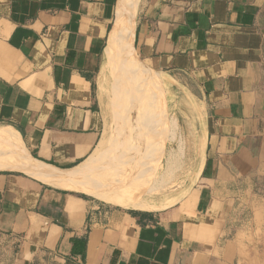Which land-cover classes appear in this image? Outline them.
<instances>
[{"label": "crops", "instance_id": "crops-1", "mask_svg": "<svg viewBox=\"0 0 264 264\" xmlns=\"http://www.w3.org/2000/svg\"><path fill=\"white\" fill-rule=\"evenodd\" d=\"M126 21L131 58L192 98L196 178L161 208L67 179ZM261 179L264 0H0V264H264Z\"/></svg>", "mask_w": 264, "mask_h": 264}, {"label": "rangeland", "instance_id": "rangeland-1", "mask_svg": "<svg viewBox=\"0 0 264 264\" xmlns=\"http://www.w3.org/2000/svg\"><path fill=\"white\" fill-rule=\"evenodd\" d=\"M117 46L118 41H115L113 52L105 57L104 62L102 58L98 84L103 126L95 149L100 142H103V149L99 154L94 150L87 160L85 177L88 180L95 178L97 167L109 168L105 163L115 153V167L120 172L124 170V174L134 176L132 173L139 161L145 175L156 171V186L175 187L179 200L196 178L192 131L195 118L189 104L192 98L172 81L173 86L154 84L151 79L168 80L166 77L170 75L149 68L136 54L137 61L147 70L132 58L124 62L116 51ZM170 166L176 168L173 175L170 174L172 179ZM256 188V192L264 197V179L257 181ZM166 205L162 203L157 208Z\"/></svg>", "mask_w": 264, "mask_h": 264}, {"label": "bare ground", "instance_id": "bare-ground-1", "mask_svg": "<svg viewBox=\"0 0 264 264\" xmlns=\"http://www.w3.org/2000/svg\"><path fill=\"white\" fill-rule=\"evenodd\" d=\"M117 25L118 24H116V26ZM116 40L118 41V46L116 48V51L120 55L121 59L127 63V61H129L131 57L133 56V52L131 48L132 47L131 46L132 45V23L131 22L126 21L123 24H120L119 27H117V29L114 30L111 36V39H110L109 46L107 47L105 51V57L108 56L109 53L111 52L112 44ZM151 81L154 84L157 83V84H160L161 86L171 85L170 82L165 79L163 80L160 78L159 79L153 78L151 79ZM102 149H103V142H100L97 147V150L96 149L95 150L98 151L97 153L99 154ZM116 155L117 154L113 153L111 154L110 159L107 158V162L105 163V165L106 166L108 165L109 168H107L106 170L104 168L100 169L97 167L96 169L97 173L95 175L96 176L95 178H92V179L90 178V180H88L85 177L84 181L82 182L81 189L88 193L94 194V196L95 195L110 196L116 200H122L126 198L135 197V198H138V200L130 201V204L132 206L139 207V208H153L154 209V208H157L162 203L163 204L168 203V202L170 203V201H172L173 198L174 199L177 198L178 192L175 191L177 190L175 189V187H173L172 185L171 186L166 185L165 187L163 186L164 188H160L159 187L160 185L156 186L155 184L157 182V180H155L156 171L152 170L150 174L145 175L144 171H142L143 169H141L142 164L139 161L137 162L136 167L132 166V167H135L134 168L135 172L132 173L134 176L130 175L129 172H128L129 175H127L126 173L124 174L123 172L124 170L122 171L123 172L122 174V172H120L115 167L117 166L115 162L116 161L115 159L117 158L114 157ZM196 158H200V154H196ZM86 169H87L86 165L85 163H83L77 168L71 170L67 175L68 181H71L77 177L83 176L84 173H86L85 172ZM175 169L176 168L174 166H170L169 168V176L171 179H172L171 176L173 175L172 173L174 172Z\"/></svg>", "mask_w": 264, "mask_h": 264}]
</instances>
